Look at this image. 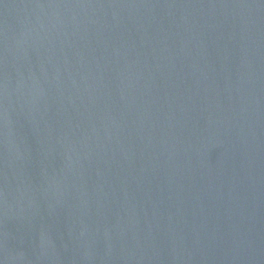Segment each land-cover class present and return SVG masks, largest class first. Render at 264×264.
<instances>
[{
	"label": "water",
	"instance_id": "water-1",
	"mask_svg": "<svg viewBox=\"0 0 264 264\" xmlns=\"http://www.w3.org/2000/svg\"><path fill=\"white\" fill-rule=\"evenodd\" d=\"M0 264H264V0H0Z\"/></svg>",
	"mask_w": 264,
	"mask_h": 264
}]
</instances>
